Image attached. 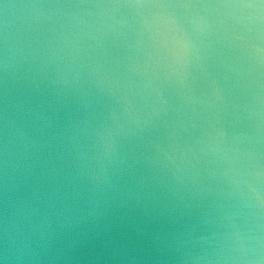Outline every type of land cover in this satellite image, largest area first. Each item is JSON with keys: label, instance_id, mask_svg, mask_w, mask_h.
<instances>
[{"label": "clouds", "instance_id": "9594fccd", "mask_svg": "<svg viewBox=\"0 0 264 264\" xmlns=\"http://www.w3.org/2000/svg\"><path fill=\"white\" fill-rule=\"evenodd\" d=\"M0 264H264V0H0Z\"/></svg>", "mask_w": 264, "mask_h": 264}]
</instances>
